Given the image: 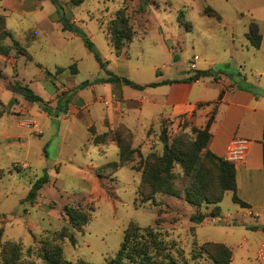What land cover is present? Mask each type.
<instances>
[{"label": "rangeland", "instance_id": "1", "mask_svg": "<svg viewBox=\"0 0 264 264\" xmlns=\"http://www.w3.org/2000/svg\"><path fill=\"white\" fill-rule=\"evenodd\" d=\"M59 2L80 35L61 30L49 0H0V33L7 30L11 35L1 43L14 48L15 40L26 53L12 49L9 56L0 55V264L14 257L8 244L17 246L20 260L45 264L39 256L42 242L62 228L74 243L66 236L52 244L61 248L65 260L105 264L116 254L130 224L159 230L177 264H214L198 247L207 241H227L228 226L210 222L213 205L196 208L183 199L189 177L181 167L175 163L171 171L170 185L178 197L158 192L144 201L150 188L141 185L149 154L163 152L161 129L169 143L176 137L193 141L194 112L157 120L159 88L136 90L120 84L107 89L99 84L72 91L84 80L106 76L81 36L94 45L105 70L139 85L193 75L195 69L189 65L194 56L196 67L213 75L252 80L264 72V0ZM122 9L134 35L117 56L108 24ZM209 10L211 16L206 15ZM251 20L262 37L258 49L245 37ZM202 80L212 82L208 77ZM13 83L27 85L46 103L45 110L12 92ZM69 93L71 107L63 114L59 106ZM102 134L105 143L96 145ZM118 135L136 152L115 170L107 167L96 174L101 166L118 162L112 141ZM215 173L212 169V176ZM43 174L48 183L33 203L26 202L31 184ZM231 195L225 192L217 205L223 213L234 205ZM64 207L88 214L87 223L80 230L73 228ZM194 213H202L206 222L192 224L189 216ZM245 229L230 230L229 244L241 246L233 247V264H262L253 251L263 230L246 229L248 234H243Z\"/></svg>", "mask_w": 264, "mask_h": 264}, {"label": "trees", "instance_id": "2", "mask_svg": "<svg viewBox=\"0 0 264 264\" xmlns=\"http://www.w3.org/2000/svg\"><path fill=\"white\" fill-rule=\"evenodd\" d=\"M82 1L83 0H72V3L74 5H79ZM49 2L54 7V13L57 22L60 24L61 30L80 35V31L74 23L62 14L59 0H49ZM141 2L146 5L147 0H141ZM206 15H212L210 14V10ZM108 33L111 38L112 48L115 54L119 56L121 50L131 42L134 35V31L129 24L124 9L116 11L115 17L110 20L108 24ZM245 37L250 46L255 49L260 47L262 37L255 20H251L248 23ZM5 38H11L7 30L0 33V55L7 57L12 49H20L22 55L26 56V53H24L25 51L22 50L15 40H12V46L14 48L3 45L1 42ZM81 38L84 46L93 53V57L99 68L105 71L106 76L93 80H84L72 91L82 90L95 84H112L114 86L123 84L136 90H143L145 87H156L160 84L169 82H152L147 85H139L125 77L115 75L105 70L104 66L106 63L101 60L94 45L83 35ZM209 76H212L213 79L215 78V75H213L210 70H195L193 75L187 77L185 81L194 82L199 78ZM10 90L19 94L27 102L41 104L45 110L46 103H44L27 85L13 83L10 85ZM71 96L72 95L69 93L67 97L64 98V104L59 106L61 113L65 114L67 112ZM60 100L61 98L57 100V107ZM202 105L203 104H198L197 106L199 107ZM211 120L212 115L208 117L203 128H192L195 134L193 141H187L182 137H176L169 143L166 130L164 128L161 129L160 141L163 144V152L159 156L150 153L141 171V185L145 184L150 188L148 195L144 197V201L151 200L153 195L158 192L178 197V192L171 188L170 185L172 179L171 171L173 165L176 163L189 177L188 185L183 191V199L188 204L196 208L200 207L202 204L205 206L213 205L210 216L217 217L219 214V207L217 205L221 202L225 192H231V200L233 203L238 204L242 208L247 207V204L240 200L235 194L236 172L233 164L222 157L216 156L208 149V143L211 138L208 126ZM105 141V135L102 134L99 140L94 142L96 145H103ZM112 141L115 142L118 149V162H111L101 166L95 171L98 175L99 172H103L107 167H111L115 170L121 163L130 161L132 159L131 155L133 152H136V150L124 145L119 135L113 137ZM212 169L216 172L215 176L211 174ZM46 183H48V178L43 174L31 184L24 200L33 203L38 191ZM63 212L68 222L76 230H80L89 219L88 214L71 207H64ZM204 220L205 216L202 213H194L189 216V221L194 225H199ZM66 236H68L66 235V228H62L60 232L54 234L53 239L50 241L44 240L42 242L39 256L45 264H71V262L63 258L61 248L52 244L56 239H63ZM163 236L164 235L156 228L149 226L139 227L130 224L123 232L122 241L116 254L112 258L107 259L105 264H177V260L171 254V245L164 240ZM68 237L70 241L74 243L72 237L70 235ZM8 248L10 249L11 255H14V257L12 256L11 260L3 264H32V262L20 260L16 245L8 244ZM198 250L200 253L208 255L214 264H230L232 260L231 250L222 243L203 242L198 247ZM77 264L85 263L83 261H78Z\"/></svg>", "mask_w": 264, "mask_h": 264}, {"label": "crops", "instance_id": "3", "mask_svg": "<svg viewBox=\"0 0 264 264\" xmlns=\"http://www.w3.org/2000/svg\"><path fill=\"white\" fill-rule=\"evenodd\" d=\"M199 69L207 70L201 66L195 68V70ZM263 75L264 72L252 80L242 77L234 81L222 74H216L214 79L212 76L208 77L212 81L208 84L204 83L202 78L194 82L183 81V78L189 75L178 80H158L156 82H169L151 87L159 88L155 96L161 97L157 120L194 112V122L197 128H203L208 117L212 115L208 126L211 134L208 149L216 156L233 164L236 172L235 194L247 204V207L242 208L232 202L234 205H231L227 212L223 213L219 208L218 216L210 219V222H223L225 226H228L224 232L228 240L219 243L231 250L230 264H233V247H241L228 242L231 240L230 230L236 227L263 230V237L253 251V257L264 264ZM95 85L99 87V84ZM112 87V84H103V88ZM198 104L203 105L198 107ZM234 139L246 141L245 149L240 155L242 158H238L237 153L231 152V143ZM204 222L206 220L202 223ZM246 229L242 231L243 234H248ZM242 239L244 240L245 236Z\"/></svg>", "mask_w": 264, "mask_h": 264}, {"label": "built area", "instance_id": "4", "mask_svg": "<svg viewBox=\"0 0 264 264\" xmlns=\"http://www.w3.org/2000/svg\"><path fill=\"white\" fill-rule=\"evenodd\" d=\"M198 57L197 56H194L193 57V60L192 62L190 63L189 65V68L190 69H195L196 68V65H195V62L197 61ZM245 140H240V139H234L231 143V152L234 154V153H237L238 154V158H242V156H240L242 154V152L244 151L245 149Z\"/></svg>", "mask_w": 264, "mask_h": 264}]
</instances>
